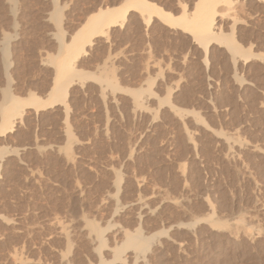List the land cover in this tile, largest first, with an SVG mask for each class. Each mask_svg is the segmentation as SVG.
Instances as JSON below:
<instances>
[{"label":"rangeland","instance_id":"obj_1","mask_svg":"<svg viewBox=\"0 0 264 264\" xmlns=\"http://www.w3.org/2000/svg\"><path fill=\"white\" fill-rule=\"evenodd\" d=\"M120 1L0 0V118L45 98L61 46ZM217 10L241 52L130 11L77 61L93 75L68 109L0 137V264H264V0Z\"/></svg>","mask_w":264,"mask_h":264},{"label":"bare ground","instance_id":"obj_2","mask_svg":"<svg viewBox=\"0 0 264 264\" xmlns=\"http://www.w3.org/2000/svg\"><path fill=\"white\" fill-rule=\"evenodd\" d=\"M221 3L229 8L235 3V0H199L191 16L185 12L175 16L149 0H123L117 6L99 9L90 14L73 33L70 41L61 46L56 60L57 70L53 86L48 95L42 98L30 93L26 97H11L8 103L3 106L0 118V137L14 129L16 122L24 118L26 109L31 108L39 112L58 104H64L68 109L67 100L74 78H90L93 75L77 72L75 70L77 61L86 52V47L93 44L95 37L106 36L113 27L123 26L130 11L139 12L147 25L151 23L154 16H157L171 26L181 27L184 31L192 34L196 41L203 44L206 51L209 50V45L212 42H220L228 43L234 51L241 52L242 49L239 45L237 46L234 39L218 36L213 31L216 17L223 15L217 10V6ZM140 91V89H136L132 92L140 95ZM3 156L0 154L1 158H4Z\"/></svg>","mask_w":264,"mask_h":264},{"label":"water","instance_id":"obj_3","mask_svg":"<svg viewBox=\"0 0 264 264\" xmlns=\"http://www.w3.org/2000/svg\"><path fill=\"white\" fill-rule=\"evenodd\" d=\"M123 0H121L119 3H117L116 5H114V6H117V5H119L121 2H122ZM199 1V0H198ZM198 3V2H197ZM114 6H110V7H114ZM196 7V6H195ZM195 7H194V9H195ZM165 9V8H164ZM194 9H193V11H194ZM166 10V9H165ZM97 11V10H96ZM167 11V10H166ZM50 91V90H49ZM49 93V92H48Z\"/></svg>","mask_w":264,"mask_h":264},{"label":"trees","instance_id":"obj_4","mask_svg":"<svg viewBox=\"0 0 264 264\" xmlns=\"http://www.w3.org/2000/svg\"><path fill=\"white\" fill-rule=\"evenodd\" d=\"M72 98V97H71Z\"/></svg>","mask_w":264,"mask_h":264}]
</instances>
